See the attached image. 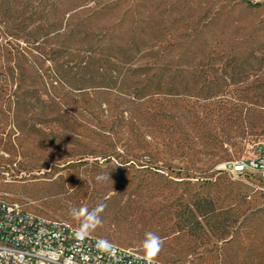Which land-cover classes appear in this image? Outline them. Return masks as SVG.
Listing matches in <instances>:
<instances>
[{
	"label": "rangeland",
	"instance_id": "1",
	"mask_svg": "<svg viewBox=\"0 0 264 264\" xmlns=\"http://www.w3.org/2000/svg\"><path fill=\"white\" fill-rule=\"evenodd\" d=\"M48 4L58 37L47 47L69 49V59L91 57L94 67L110 55L124 68L193 71L200 96L154 97L148 122L132 126L113 125L114 114L92 92L83 99L59 85L49 89L67 102L63 126L41 125L45 118L29 99L21 130L3 128L10 143L0 148V200L146 257L154 233L162 243L153 259L164 264H264V177L224 168L263 147L264 109L239 100L264 96V63L254 59L264 57V0ZM235 74L241 83L232 84ZM208 91L220 92L203 100ZM100 205L96 223L88 215Z\"/></svg>",
	"mask_w": 264,
	"mask_h": 264
},
{
	"label": "trees",
	"instance_id": "2",
	"mask_svg": "<svg viewBox=\"0 0 264 264\" xmlns=\"http://www.w3.org/2000/svg\"><path fill=\"white\" fill-rule=\"evenodd\" d=\"M48 2L49 0H0V148L10 143L6 136H2L3 128L9 125L14 130H21L19 120L26 104L29 105L32 100L36 103L35 110L42 112L45 118L41 119V125L68 124L66 112L69 109L66 100L63 97L57 98L55 93L49 91L56 89L57 85L78 98L84 99L92 92L101 99L100 106H105L102 111L114 114V117L111 116L114 119L111 122L113 125L124 122V125L132 126L136 121L148 122L150 118L145 107L154 97L199 98L196 83L201 76L193 71L184 74L182 70H169L166 67L124 68L111 63L110 55H104L100 59L106 65L94 67L95 59L91 57L88 62L79 59L77 55L76 58L69 59V55L72 56L69 49L47 47L53 37H58L56 24L53 20H48L51 13ZM64 50L68 51L63 52ZM125 55L124 53L122 57L130 59ZM254 59L260 65L264 63V57ZM232 60L241 65L248 64V59ZM45 63L52 67L51 70L44 71L37 66ZM47 71L52 72L53 78L46 74ZM231 80L232 84H239L243 81V76L235 74ZM219 92L208 91L203 100L217 97ZM239 102L244 105L243 108L251 105L264 109V96L257 100L243 99ZM4 118H9L10 122L4 123ZM35 168L43 167L40 165ZM194 206L196 213H199V205L195 203ZM212 212L213 209L205 213ZM193 222L198 225L191 220V224Z\"/></svg>",
	"mask_w": 264,
	"mask_h": 264
},
{
	"label": "built area",
	"instance_id": "3",
	"mask_svg": "<svg viewBox=\"0 0 264 264\" xmlns=\"http://www.w3.org/2000/svg\"><path fill=\"white\" fill-rule=\"evenodd\" d=\"M262 146L255 157L224 168L264 177V142ZM0 264H148V258L65 222L35 215L21 203L0 200ZM152 264L164 263L152 259Z\"/></svg>",
	"mask_w": 264,
	"mask_h": 264
},
{
	"label": "clouds",
	"instance_id": "4",
	"mask_svg": "<svg viewBox=\"0 0 264 264\" xmlns=\"http://www.w3.org/2000/svg\"><path fill=\"white\" fill-rule=\"evenodd\" d=\"M110 177H105V179ZM104 205L98 206L91 214L88 215V219H94L96 223H99L98 213L103 211ZM85 210L81 209L79 212L73 210V214L79 216ZM161 240L154 233H148L147 239L144 244L146 255L148 258V264H152V259L158 254L161 248Z\"/></svg>",
	"mask_w": 264,
	"mask_h": 264
}]
</instances>
